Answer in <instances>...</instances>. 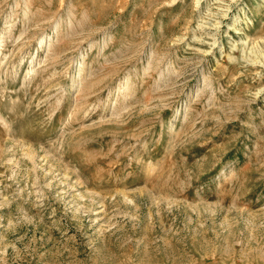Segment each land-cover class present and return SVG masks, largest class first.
Wrapping results in <instances>:
<instances>
[{
    "label": "rangeland",
    "instance_id": "obj_1",
    "mask_svg": "<svg viewBox=\"0 0 264 264\" xmlns=\"http://www.w3.org/2000/svg\"><path fill=\"white\" fill-rule=\"evenodd\" d=\"M0 264H264V0H0Z\"/></svg>",
    "mask_w": 264,
    "mask_h": 264
}]
</instances>
